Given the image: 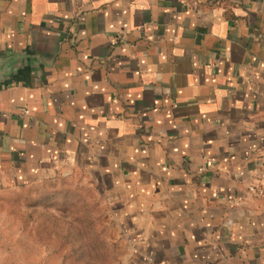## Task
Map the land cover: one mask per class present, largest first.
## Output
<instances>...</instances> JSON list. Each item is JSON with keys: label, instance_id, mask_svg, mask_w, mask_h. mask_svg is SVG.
<instances>
[{"label": "crops", "instance_id": "0c3cea01", "mask_svg": "<svg viewBox=\"0 0 264 264\" xmlns=\"http://www.w3.org/2000/svg\"><path fill=\"white\" fill-rule=\"evenodd\" d=\"M0 190L79 170L129 264H264V0H0Z\"/></svg>", "mask_w": 264, "mask_h": 264}, {"label": "rangeland", "instance_id": "374dc122", "mask_svg": "<svg viewBox=\"0 0 264 264\" xmlns=\"http://www.w3.org/2000/svg\"><path fill=\"white\" fill-rule=\"evenodd\" d=\"M113 208L75 170L0 190V264H129Z\"/></svg>", "mask_w": 264, "mask_h": 264}, {"label": "water", "instance_id": "95a60500", "mask_svg": "<svg viewBox=\"0 0 264 264\" xmlns=\"http://www.w3.org/2000/svg\"><path fill=\"white\" fill-rule=\"evenodd\" d=\"M25 58V54H9L7 56L0 55V83L9 78L11 75L16 74Z\"/></svg>", "mask_w": 264, "mask_h": 264}]
</instances>
